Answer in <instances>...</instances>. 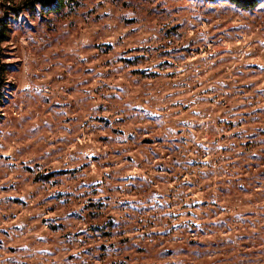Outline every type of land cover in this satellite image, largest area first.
Returning a JSON list of instances; mask_svg holds the SVG:
<instances>
[{
  "label": "rangeland",
  "instance_id": "rangeland-1",
  "mask_svg": "<svg viewBox=\"0 0 264 264\" xmlns=\"http://www.w3.org/2000/svg\"><path fill=\"white\" fill-rule=\"evenodd\" d=\"M0 0V264H264V1Z\"/></svg>",
  "mask_w": 264,
  "mask_h": 264
},
{
  "label": "trees",
  "instance_id": "trees-1",
  "mask_svg": "<svg viewBox=\"0 0 264 264\" xmlns=\"http://www.w3.org/2000/svg\"><path fill=\"white\" fill-rule=\"evenodd\" d=\"M73 1V0H70ZM206 1H215V0H206ZM230 4L244 10H250L251 8L255 7L259 0H225ZM264 1V0H263ZM68 0H26L22 3V5L13 8L12 12L14 14H18L25 8H33L34 6H40L47 11L56 12L61 8H64L65 3ZM7 23L0 21V44L5 41L6 33H7ZM4 84V77H3V67L0 64V102L2 99V88Z\"/></svg>",
  "mask_w": 264,
  "mask_h": 264
}]
</instances>
